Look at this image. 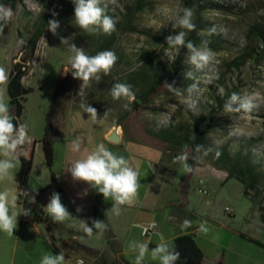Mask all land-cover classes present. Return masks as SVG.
<instances>
[{
	"label": "rangeland",
	"instance_id": "obj_1",
	"mask_svg": "<svg viewBox=\"0 0 264 264\" xmlns=\"http://www.w3.org/2000/svg\"><path fill=\"white\" fill-rule=\"evenodd\" d=\"M157 1L155 11L144 15L143 18L147 25L153 26L157 30H165L177 19L182 0ZM221 1L232 5L234 11L238 13L225 14L220 11H211L207 13L208 16L217 20L220 27L228 34L232 32L238 43H244L249 28L262 21L264 17V0ZM42 11V0H20L15 9L12 10L13 16L9 21L8 32L0 34V67L6 69L7 75L13 56L17 57L14 61L26 64L30 62L31 69L23 77V82L26 87L31 88V91L26 94L23 113L19 122L21 125L27 126L30 138L34 137L38 140L44 134L58 77L61 76L62 80L69 77L68 86L70 90L65 100V109L75 105L73 100L75 96H84V94L88 96L93 91L91 85L81 88L82 81L74 79L71 74L68 59L71 54L61 44V37H70L71 42L77 47L83 48V45L62 20L55 18L60 25L56 35L48 30L47 25L37 41L33 56H30V48L26 42ZM19 33L23 38L22 40L19 38ZM122 41L126 43L128 53L133 52L136 48L139 49L144 43L143 39H138L133 34L125 35ZM220 56L229 57V54L226 51L215 53V61L206 68L203 73L204 78H209L210 74H214L215 64ZM107 84L108 86L99 89L97 100L102 101L106 115L117 124L119 122L118 116L125 112L123 104L126 101L123 99L114 100L110 92L111 79L108 80ZM203 87L204 84L201 83L196 94H200ZM186 98L187 93H185ZM5 99L8 100L7 85ZM245 101L253 105L251 111L241 109L239 111L225 112L223 110L220 112L225 120L216 122L208 134V141L204 150L211 149V151L207 155H204L202 151L193 156L188 146L187 149L183 146L179 150H171L169 154L186 151L188 159L193 161L191 168H197L200 172L189 175L183 171L180 163L173 164L170 170L159 171L162 177L157 187L161 193V200L167 203V206L162 207L161 211L155 215L154 221L157 223L155 232L143 236L140 231L134 228L128 236L119 239V250L124 259L133 262L137 255L135 251L129 248V242L150 241L149 250L151 251L160 242L161 236L165 241L171 242L173 235L185 230V228H181V224L178 226V223L188 220L191 222V226L187 227V230L194 235L197 245L204 254L203 264H213L219 259H222L224 264H264V246L247 239L250 237L264 244V186L260 184L258 190L250 189L249 198L243 196V185L235 176L228 177L227 170L221 166V160L217 159L215 153L222 140L227 138L226 134L233 136L254 134L264 137V65L255 69L252 73V82L242 89L241 99L238 102ZM178 106L189 107L188 103L177 96L174 91L163 86L144 104L133 109L120 123L127 133L134 134L148 133L152 126L166 125L171 128L174 123L180 120L176 112ZM183 112L185 113L184 110ZM88 120L91 121L92 119ZM62 137L63 132L60 133L59 128L53 142V152L57 150V139ZM111 150L113 151V149ZM15 159H17L16 156ZM45 167L51 172L46 165ZM163 167H165L164 161H162ZM15 170L10 179L2 181L4 187L2 191H8L16 196L14 193ZM39 171H36V175L40 173ZM185 176H188L186 181ZM200 177L204 179L203 185L198 182ZM52 183L51 178H49L41 190L44 191L47 189V185ZM199 187L207 189V193H201L198 190ZM171 212H173L175 219L170 218ZM202 222H206V227L209 229L207 233L200 231ZM89 238L87 235L78 234L80 243ZM58 242L61 244L60 240ZM112 256L113 258L108 254L103 258L112 261L115 257L114 254ZM94 261L96 264H104L102 259H94ZM144 262L159 264L158 260L151 258L150 252Z\"/></svg>",
	"mask_w": 264,
	"mask_h": 264
},
{
	"label": "trees",
	"instance_id": "obj_2",
	"mask_svg": "<svg viewBox=\"0 0 264 264\" xmlns=\"http://www.w3.org/2000/svg\"><path fill=\"white\" fill-rule=\"evenodd\" d=\"M20 0H0L4 4L15 9ZM158 4L157 0H118L114 4H109L107 14L116 21V29L110 35H88L75 26L74 21V3L73 0H42L43 11L39 16L33 32L27 39V45L30 48L32 57L37 41L42 36L49 20L55 18L62 20L72 30V32L81 41L83 48L89 55H95L100 51L110 50L115 53L117 60L108 75H102L99 82H91L92 92L88 96H73L75 107L89 104L98 112L105 113L102 101L97 100L99 89L108 86V80L111 79L112 86L115 83H128L132 85L135 93V100L129 105V109L119 115L118 125L133 109L144 104L155 92L163 87L165 81L169 84L175 82L176 87L181 91L188 85L194 83L193 80L185 79L184 73L192 70L196 77L195 81L200 86L204 84L200 94L192 97L196 104L194 108L178 106L177 115L180 117L179 122L174 123L176 129L185 133V136L179 137L173 133L166 125L152 126L148 133L156 138L162 139L169 144L183 142L189 147L191 155H198L195 151L197 145H207L208 134L214 124L218 121L225 120L220 112L224 110V103L232 93H237L241 99L242 89L252 82V73L259 66L264 65V17L262 21L255 23L246 32L247 38L244 43H238L233 37L220 27V23L208 16V12L220 11L221 13H238L234 7L221 0H182L178 16L183 14L185 8H190L194 12L193 21L196 30L189 32L187 40H191L199 46L201 41H207L208 46L219 53L226 51L229 57L220 56L216 61L214 74L209 78H204L203 73L206 68L196 72L188 63H186V49L169 48L166 43V37L183 29L173 27L175 22L165 30H157L153 26L147 25L143 16L154 12ZM177 16V17H178ZM10 24L4 28L3 33L8 32ZM128 34L136 35L138 39H143L144 43L140 48L128 53L126 43L122 41L123 37ZM19 38L22 36L19 33ZM23 49V47H22ZM228 56V55H227ZM17 57L13 56L9 71L7 83L8 100L12 106V112L19 121L23 113L24 101L26 94L31 91L22 83L23 77L27 75L30 68L28 64L14 61ZM206 75V74H205ZM62 80L58 77L56 91L53 97L52 105L46 119V126L42 138L38 141L42 148L44 160L48 167H51L53 160V142L59 129L60 119L64 113L65 100L68 96L70 87L68 79ZM207 79V80H206ZM236 89V90H235ZM239 102L234 108L239 106ZM185 111V113L183 112ZM227 138L222 140L221 145L216 148V157L221 160V166L228 172V177L235 176L243 185L242 194L249 198V190H258V185L264 186V137L254 134L233 136L226 134ZM211 147V144H209ZM23 147V146H22ZM219 152V156H217ZM19 164L15 170L14 181L16 186L17 203L21 207V213L24 209H31L30 216L21 215L19 223L36 224L43 223L46 226L50 236L54 238V233L65 232L74 233L72 230L64 228L60 223H54L47 213L39 204L42 190H33L29 185V176L32 169V157H25L22 154V148L16 153ZM192 167L193 161L187 160ZM219 164V161H218ZM51 181L55 177L51 175ZM35 195L36 203H32L31 197ZM109 204L102 200L101 194L97 193V202L93 211V220H104L108 225L107 230L103 233L107 250L99 251L91 247L84 246L74 242V248L86 254L92 259H102L104 264H133L121 254L119 245L116 241L109 222L106 219V211ZM97 217V218H96ZM92 225V222H91ZM242 236L246 237L244 234ZM247 239L264 246L263 243L247 237ZM175 244L177 250L181 253L180 259L176 264H203L204 254L197 245L194 235L189 232H179L172 238L171 242ZM109 253L114 254V259L108 261L103 256ZM144 264H148L145 263ZM213 264H224L222 259L215 261Z\"/></svg>",
	"mask_w": 264,
	"mask_h": 264
},
{
	"label": "clouds",
	"instance_id": "obj_3",
	"mask_svg": "<svg viewBox=\"0 0 264 264\" xmlns=\"http://www.w3.org/2000/svg\"><path fill=\"white\" fill-rule=\"evenodd\" d=\"M115 2L116 0H73L75 26L88 35H110L116 29V21L107 14V8L109 4ZM12 16V9L0 4V34L3 33ZM193 17V10L185 8L183 14L177 17L173 25V27H179L183 30L175 32V34L169 35L165 39L168 47L175 49L177 52L180 49H186V63L194 68L196 72H200L215 61V53L208 46L207 41H201V44L197 46L191 40L186 39L189 32L196 30ZM59 27V21L55 19L48 21V30L54 35L57 34ZM61 44L71 54L68 58L71 74L74 79L82 81L81 88L90 86L93 80L99 82L102 75H108L111 72L117 60L115 53L110 50L89 55L85 49L72 43L70 37H61ZM184 76L185 79L193 80L194 83L188 85L183 91L174 86L175 82L169 84L165 81L163 86L174 91L177 96L188 103L189 107L194 108L196 101L192 97L198 92V85L195 82L198 78L191 69L186 71ZM7 83V71L4 67H0V181L10 179L13 176V172L19 164L18 159H15V155L29 141L27 126L19 124L17 127L13 123L17 118L12 112L10 101L5 99ZM110 92L114 100L123 99L126 101L123 104L125 110H128L131 102L135 100L132 85L128 83H115ZM185 93H187L186 99ZM238 101H240L239 94L232 93L224 103V111L232 112L241 109L251 111L253 105L247 101L234 108ZM82 108L93 120L98 119L97 110L94 107L85 104L82 105ZM184 148L187 149V145ZM195 151L197 153L203 151V154L207 155L211 149L204 150L203 145H197ZM70 152L80 155L69 162L66 171L70 173L73 181L87 184L91 189L101 194L105 201L110 200L112 202L105 215L110 213L119 216L123 206L134 203L141 186L139 173L123 155L113 152L103 142L97 144L93 150L88 151L86 154H81L82 142L80 140L71 142ZM219 154L217 152V156ZM187 160L186 151H182L173 158V162L180 163L185 173H190L192 168L188 165ZM16 201L17 197L14 194L8 191H0V232L9 236L14 235L18 217L21 215L28 217L31 214V209H24L22 213L14 211ZM30 202L36 203L35 195L31 197ZM43 208L54 223L65 224L67 227L82 231L89 237L93 236L94 230L99 234H103L108 228L104 220H93L92 225L89 226L87 221L74 218L62 203L57 192L50 195L47 205ZM81 210L80 207L76 209L78 213ZM190 226L191 222L188 220L183 221L181 224L182 229ZM208 230L206 222H202L200 231L207 233ZM149 244L150 241L129 242V248L137 253L133 264H144L149 252L151 258L158 260L159 264H176L181 257V253L177 250L175 244L165 241L162 236L160 242L151 251L149 250ZM40 264H66L65 255L63 252H59V254L47 252L42 255Z\"/></svg>",
	"mask_w": 264,
	"mask_h": 264
},
{
	"label": "crops",
	"instance_id": "obj_4",
	"mask_svg": "<svg viewBox=\"0 0 264 264\" xmlns=\"http://www.w3.org/2000/svg\"><path fill=\"white\" fill-rule=\"evenodd\" d=\"M22 83L24 85L23 79ZM97 114L98 119L93 120L81 107L71 106L64 110L59 126L60 133L63 132V137L57 139L58 145L57 150L53 152L52 169L47 166L44 160L40 143L35 142L38 141L37 138L29 137V141L22 147V154L25 157H32L29 185L33 190L44 188L42 186L48 182L52 174L55 177V181L51 185H47V189L40 194L39 204L42 209L46 212L43 206L47 205L50 195L53 192H57L61 197L62 203L68 208L72 216L87 221L89 226H91L94 216L93 211L97 202V192L85 183L73 181L70 173L66 171L69 162L76 158L77 155H80L70 152L71 142L73 140L82 142L81 154H86L88 151L93 150L97 144L103 142L110 150L113 149V151L129 160L131 166L139 173L141 184L139 194L133 204L122 207L119 216L110 213L106 215V219L119 245V239L128 236L134 228L141 232V225L154 221L156 213L160 212L162 207L167 206V203L161 200V193L157 187L162 177L159 171L172 169L171 166L175 164L173 162L174 152L169 153L172 149L179 150L186 144L183 142L169 144L148 133H135L136 135L127 133L122 128V125L115 124L105 113L97 111ZM88 119L92 120L89 121ZM170 129H174L173 133L179 137L185 136V133L176 129L175 126ZM113 132L117 140L108 138ZM15 156L17 157V155ZM162 161H164L165 165L163 168ZM45 165L51 172L48 171ZM38 170H40V173L36 175ZM196 172L200 171L197 168H192L189 175ZM38 175L39 177H37ZM187 178L188 176H185V181ZM2 185L3 182L0 181V191L4 188ZM14 187V193L16 194V186ZM101 197L104 202L109 204V209L112 202L110 200L105 201L102 195ZM77 207L82 209L79 213L76 211ZM13 210L21 212V207L17 202ZM19 217L14 235L9 236L0 232V264H40L42 255L47 252L53 254L63 252L66 264H96L94 259L74 248L73 244L75 241L80 243L78 234L86 235L82 231L62 224L64 228L72 230L74 233L61 232V234L55 232L54 238H52L45 224L21 225ZM170 218L175 219L173 212H171ZM180 224L182 223H178V226ZM185 232L191 233L187 228L182 231V233ZM177 234L173 235V237ZM58 240L61 241V244ZM80 244L101 252L107 250L103 234H99L95 230L93 236ZM109 254L113 258L112 253Z\"/></svg>",
	"mask_w": 264,
	"mask_h": 264
},
{
	"label": "built area",
	"instance_id": "obj_5",
	"mask_svg": "<svg viewBox=\"0 0 264 264\" xmlns=\"http://www.w3.org/2000/svg\"><path fill=\"white\" fill-rule=\"evenodd\" d=\"M178 154H180V153H174V154H173V157L177 156ZM198 182H199V184L203 185V183H204V179H203L202 177H200V179H199ZM198 190H199L201 193H204V194L207 193V189H205V188H200V187H199ZM226 209H228V207H226ZM156 227H157V223H156L155 221H150V222H148V223H146V224H143V225H141V234H142L143 236H148V235H150L151 233L155 232Z\"/></svg>",
	"mask_w": 264,
	"mask_h": 264
},
{
	"label": "water",
	"instance_id": "obj_6",
	"mask_svg": "<svg viewBox=\"0 0 264 264\" xmlns=\"http://www.w3.org/2000/svg\"><path fill=\"white\" fill-rule=\"evenodd\" d=\"M13 123L18 127V125H19L18 120H14ZM114 134H115L114 132L111 133V134L108 136V138H109L110 140H117V137H116V135H114Z\"/></svg>",
	"mask_w": 264,
	"mask_h": 264
},
{
	"label": "bare ground",
	"instance_id": "obj_7",
	"mask_svg": "<svg viewBox=\"0 0 264 264\" xmlns=\"http://www.w3.org/2000/svg\"><path fill=\"white\" fill-rule=\"evenodd\" d=\"M236 90V89H235Z\"/></svg>",
	"mask_w": 264,
	"mask_h": 264
}]
</instances>
